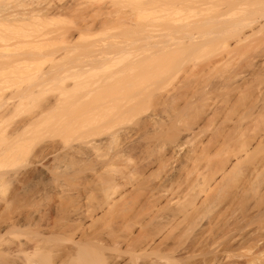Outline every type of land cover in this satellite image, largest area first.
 Masks as SVG:
<instances>
[{"label":"rangeland","instance_id":"374dc122","mask_svg":"<svg viewBox=\"0 0 264 264\" xmlns=\"http://www.w3.org/2000/svg\"><path fill=\"white\" fill-rule=\"evenodd\" d=\"M4 1L0 0V4ZM78 1L87 4V6L84 5L85 7L90 5L96 6L94 9L98 8L97 6L101 8L100 13H96L92 9L96 13L93 17L95 21L103 20L106 17L107 8H111L115 3V8L120 16L131 11L134 20L163 24L166 19H169L174 22L175 26L196 19L198 12L196 7L199 5H203L205 8L213 4L211 0H203L199 3L183 0H160L154 3L153 8H149L151 6H146L145 0H35L38 7L44 8L45 6L55 10L57 7H73V4L74 6L79 4ZM81 3L79 5L83 7ZM68 11L66 10L67 14L70 13ZM92 16H90L91 19H93ZM65 18L51 16L49 20H44L45 22L42 21L43 23L39 24L38 29L36 28L37 35L49 34L47 37H39V39H50V43L48 45L45 43L47 45L45 47L43 45L44 55L38 57L29 66L30 68H22L21 72L18 71L20 78L15 77V79L9 78L8 80L0 78L3 82L0 81V87H4L3 92H1L3 88H0V105L8 103L15 108L12 107V113L0 118V174H6L2 176L8 179L7 181L2 176L0 178V181L6 180L3 183L8 182L3 184L4 187L1 185L2 182L0 183L1 192L6 194H3L4 196L1 194V197L5 198L6 196L7 198L19 194L28 198L32 194V197H29L31 202L28 198L27 201L14 203L11 201V197H8V202L12 203L8 204L7 202V205L4 203L8 213L5 212L6 207L0 210V215L5 212L0 223L9 217V221L6 220L8 222L11 217L15 219L18 212L20 214L24 212L23 215L30 213L33 216H29L33 219L42 218L40 217L42 214H47L46 216L42 215L45 220L46 217L47 219L55 217V211H57L61 199L60 194L64 195H61L63 198L72 196L79 200L81 198L82 201L79 202L82 204L84 202L92 215L98 218L101 216V211L94 212L95 207L105 195L103 192L105 187L100 179L111 178L113 185H116L119 176L124 177L121 182L125 184L118 186L116 191L110 190V194L112 191L115 194L110 195L112 201L114 197L116 201H113L115 204H112L116 206L119 200L121 201L117 205L135 204L134 207L140 212L141 217H146L151 210L155 209L151 208L154 201L163 194H159L157 188L158 185L163 184L166 169L160 165L159 160L160 156L166 152L168 145L166 139L151 140L148 131L174 123L181 134L189 135L180 151L173 155L175 165H180L189 159L193 169L178 184L169 183L164 188V194L173 193L176 200L184 201L191 193L193 195L200 192V199H205L206 196L214 197L222 192L219 201L201 206L199 212L191 218L186 220L182 218L180 229H185L187 237L191 238L198 231L200 225L214 221L217 228L214 225L215 230L211 232L213 238L217 237V234L221 235V230L226 226L232 229L236 222L245 223L244 226L248 224L249 227H244L247 230H243L246 231L243 233L244 235L248 231L250 234L254 230L259 231L257 230L259 229V151L256 153L255 160L243 169V171H249L246 174L253 175L250 176L253 183L252 188H248L244 190L245 193H242V189L245 187L244 183L249 180L244 179L241 174L229 188H225V182L228 178L226 174L237 162V157L244 158L246 154L245 150L241 151L242 144L248 154L252 153L259 148L262 132L259 126L253 125L257 113L246 108L248 103H245V100L238 103L235 99L236 91L228 94V91L223 88V84L230 78L239 84L250 83L251 90H249L250 87H247L249 84L244 85V88H248V92H259V109L264 104V80L259 78V83L258 81L255 83L256 80H254L255 77L257 78V73L254 74L256 71L259 74L264 73V19L258 13L242 16L244 21L242 27L239 26V28L241 27L242 33L244 32L248 36L245 42L236 45L235 39H233L229 41L228 48L217 44L207 48L194 58H180L172 69L159 75L160 77L145 80L131 88L128 86V80H130L128 78L132 73L122 71L129 60L133 58L131 54L126 55L127 57L119 56L114 62L104 63V65L103 63L98 64L97 60L95 62L96 58L91 59V62L93 61L91 65L95 62L97 68L100 65L101 68H95V70L93 67L94 70L92 69L93 71L88 73L82 72L86 63H90V59L88 61L87 55L86 57L84 55L85 52L79 48L65 58L63 57L64 59L58 57L55 60L51 53L65 54L68 51L66 49L67 40L60 37L62 35L57 36V33L62 34L67 28L76 27L78 23L77 19H75L77 23L73 22L72 17L71 21L68 16ZM260 25L263 29L259 31ZM89 30L84 34L86 38L83 35V40L77 33L75 34L76 40L79 39V42L82 40L80 45L78 44L79 47L84 43L89 45V42H100V44L106 45V42H112V36L122 32L121 26L114 22ZM126 33H122V40L125 36L124 41L131 47L126 46L130 50L132 48L130 52L134 53V57L150 55L152 50L155 52V47L143 45L145 39L141 33ZM154 35L158 41H175L176 38L161 28L157 29ZM218 36V34H213L211 37ZM142 46L151 49L147 48L146 51V48L144 49ZM90 51L87 53L93 55L90 54ZM55 68L59 71L69 72H66L62 78L45 79L43 77L45 72ZM23 69L27 71L24 72ZM157 87L160 88V96H163L160 97L161 99L154 96L153 90ZM27 88L26 92L36 88V93L34 92L32 97L23 99L21 103L18 102V94ZM247 90H244L246 94H248ZM181 93L189 94V100L195 103H200L201 99L206 97L204 103L207 106L204 112L188 119L186 116V118L183 117L181 109L184 104L180 100H175L176 96ZM101 95L107 96L101 98ZM55 98L61 109L58 107L59 109L56 108L58 110H47L45 107L50 101L55 102ZM233 104L234 109L231 110ZM34 116L38 117V120L24 124L27 118L30 119ZM237 122L244 126L242 128L246 127L241 133L234 131ZM231 129L234 133L241 134L237 141L225 139L222 136L224 132L229 134ZM129 132H133L135 136L131 139L132 142L123 148L122 145L128 141L126 136ZM13 134L15 136L11 137ZM120 148H123L121 156L112 161V155ZM239 151L241 153H238ZM222 159L227 160L226 168L228 170L226 173L223 170L215 171ZM110 161L113 162V165L106 167L105 164ZM98 175L100 177H97ZM53 179L59 181L54 182L56 180ZM57 185L58 187L62 185L63 191L60 188L61 192H59ZM79 195L82 197L78 198ZM33 196L36 198L34 199ZM58 198L60 199L58 200ZM241 198H243L242 201ZM76 203H74L75 206ZM4 204L1 202L0 205L4 206ZM4 215L7 218H3ZM87 221L88 225L92 218ZM3 225L5 227L7 224ZM27 227L24 225L22 230ZM115 227L116 224L109 229ZM235 228L234 230H236ZM232 233L234 234L235 231ZM13 237L15 236L11 235V238ZM240 239L241 237H236V240ZM224 240L223 238L219 239L221 247ZM238 242L232 243L234 248L238 247ZM240 251L243 254H248L249 257L257 256L255 261L251 259L252 257L250 259L254 261V264H259V247L250 249L245 246ZM246 258H244V262L242 261L244 264H246ZM251 262L249 261L247 264H251Z\"/></svg>","mask_w":264,"mask_h":264},{"label":"bare ground","instance_id":"6f19581e","mask_svg":"<svg viewBox=\"0 0 264 264\" xmlns=\"http://www.w3.org/2000/svg\"><path fill=\"white\" fill-rule=\"evenodd\" d=\"M158 1L160 0H145V4L146 6H151L149 8H153L152 6L154 3ZM183 1H194L199 3L203 0ZM211 1H213V4L210 7L204 8L203 5L196 7V9H198L196 19L194 18L191 21L175 26L174 22L169 19H166V22L163 24H157L153 21L142 22L138 21V19L134 20L131 11L120 16L115 8V3L112 5L113 8L111 7L112 10H110L111 8H107L106 17L103 18V20L95 21L93 18L94 14L96 15L97 12L100 13L101 8L97 6L99 9H94L96 6L92 7L90 5V7H85L84 5L87 6V4H82L79 1L78 3H81L83 7H80L81 5L79 4L75 6L73 4V7L64 8L63 6L59 8L57 7L55 10L54 8H47L45 6L44 8H40L35 0H5L0 4V78L4 80H8L9 78L15 79V77L17 78L18 73L21 72L22 68H30L29 66L32 65L38 57L44 55L43 45L44 47L46 44L48 45L50 39H39V37H47L49 34H41L39 36L37 35V29L42 21L45 22L47 19L49 20L51 16H62L64 18L65 16H68L69 19L72 17V20L74 19L73 22L75 19L78 20V23L76 22L77 20L75 21L77 26L72 27L73 29L67 28L69 30L66 29V32L64 31L62 34L57 33V36L62 35L60 37L67 40L68 46L66 49L68 51L65 54H57L56 52L51 53L55 60L58 57L64 59L65 56L79 48L85 52L84 55L85 57L87 55L88 61L90 59V63H86V68L83 67L84 70L82 69L83 72L81 71L82 73H88L97 68V65H95L96 60L98 61V64H110V62L112 63L117 60L119 56H129L131 54V57L133 58L129 60L122 70L124 73H132L130 78H128L130 79L128 80V86L131 88L138 86L140 82L143 83L145 80L160 77L159 75L172 69L180 58H194L203 53L207 48L214 47L217 44L226 48L229 46V41L233 39H235L236 45H240L243 41L245 42L248 36H246L244 32L242 33L243 30L241 31L242 22L244 21L242 16H250L258 13L259 16L264 19V16H262L264 15V0ZM92 9H94L96 13ZM66 10H69L68 12L70 13L67 14ZM239 15H241V17H239ZM90 16H92L93 19H91ZM69 21H71V19ZM113 22L121 26L122 32L112 36L113 40L112 42H109L110 44L108 42L105 43L106 45L100 44V42H89V45L84 43L79 47V43L83 40L82 37L87 30L90 31L89 29H96L97 26L100 28L110 23L112 24ZM239 26L241 27L239 28ZM160 28L166 30L168 34L176 36L175 41L156 40L154 33ZM261 29L263 28H261L260 25L259 31ZM123 32L124 34L125 32L141 33V36L143 35V38L145 39V41L142 39V41H144V44H142L144 46L155 47V52L150 50L151 53L153 52L152 54L150 53V55L146 56L144 54L145 56L143 55L139 57L138 55V57H134V53L130 52L132 48L130 50V48L127 47L130 46V44L128 45L127 42L124 41V34V40H122ZM76 33L79 38H82L80 42L78 41L79 39L76 40ZM213 34H218L219 36L216 38L211 37ZM56 39L58 38L56 37ZM121 43H123L122 46ZM82 46L83 48H81ZM144 46L142 47L144 48ZM147 48L145 49L146 51L148 50ZM89 51L90 54L93 55H89L87 53ZM91 56L93 57L91 58ZM94 58H96L94 60L95 62L91 65L93 62H91V59ZM62 59L59 58V60ZM99 68H101V65L98 66L97 69ZM51 70H56V68ZM51 70L43 74L45 79L62 78L66 72H69L63 70ZM22 71L26 72L27 70L25 71L23 69ZM24 72H22V75H24ZM254 74L257 76V78H254V80H256L255 83L257 81L259 83V78L260 80H264V76L262 77L264 73L259 74L256 71ZM2 79H0L1 82ZM248 84L249 86H247ZM248 84H239L236 83L234 79L230 78L225 84H223V88L228 91V94L236 91V101L240 103L245 100V103H248L246 108L257 113L253 125L259 126L261 129V139L259 141V148L255 149L250 154H248L246 151L247 149L242 144V147H240L242 148L241 151L245 150L246 154L244 155V158L241 156H239V158L237 157V162L226 174V176L228 175V178L225 182V188H229L240 174L244 176V179L249 180L244 183L245 187L242 189V193H245L244 190L253 187V183L251 182L252 178H250V176L253 175L246 174L247 171H243V169L247 168L255 160L256 153L259 151V229H257L259 231L256 232V230H251L253 232L252 234L248 231L245 234L247 236H245L243 233L247 230L244 227H249L248 224L246 223L247 225L244 226L243 224L245 223L236 222V224H238H235L232 229L226 226L221 230V235L217 234V237L213 238L211 232L215 230L216 227L214 221H209L206 224L200 225L198 231L191 238L187 237L185 229H180L179 226L182 218L185 220L191 218L199 212L201 206L219 201L222 192L216 194L214 197L206 196L205 199H200V192H196L197 194H195L194 191V194L192 195L191 193L184 201L176 200L173 193L164 194V188L169 183L178 184L184 177L188 176L193 169L192 162L189 161V159L188 161H183L180 165H175L173 155L180 151L181 146L188 139L189 135L181 134L179 128L176 127L177 125L172 123L160 129H150L148 131L151 140L156 141L159 139H166L168 145L166 147V152L160 156L159 160L160 165L164 166L166 169L163 184L158 185L157 188L158 193L163 194L154 201L151 208L155 209L151 210L146 217H141L140 212L134 207L135 204L124 203L123 205H117L118 202L121 201L119 200L117 201L116 206L114 205L116 202L114 200L115 197L113 198V201L115 202H113L111 194H114L113 191H116L115 189L118 186L125 184L124 182H121V180L124 179L123 176H119L117 181L118 184L116 185H113L111 178L100 179L103 182V187H105V189L102 187L105 195L99 200L95 207L94 212L98 210L101 211V216L98 218L92 215V212L89 211L84 202L83 204L80 203L82 201L80 198L81 195L78 197L80 198L79 200L75 199V197L72 198L73 196L70 198H63L62 196L64 195L60 194L59 196L61 199L58 198L60 201L58 203V208L56 207L57 211H55V217H50L49 219L46 217L45 220L43 216H46L47 214H42L43 216L41 215L40 217L43 219L36 218V221V219L30 217L33 216L30 215V213L29 216L28 214L23 215L24 212H21V214L18 212L15 219L13 218L14 221L11 217L10 222L12 223L8 222L10 217L5 219L4 222L2 221L3 223H0V264H241L244 262V258L248 256V254H243L240 251L245 246L250 247V249L259 247V264H264V104L259 109V92H248V88H244V85H246L247 87H250L249 90H251L252 86L250 83ZM0 88H3L2 90L0 89L1 92H3L4 87ZM25 90H28V88L23 89L17 96L19 100L18 102L20 103L23 99L32 97L31 95L34 92L36 93V88L32 90L30 89L27 92ZM244 90H247L248 94H246V91L244 92ZM159 91V87L153 90L156 98L163 97L162 95L160 96ZM188 95L189 94L187 93H181L176 96L177 99L175 98V100L183 102L184 106L181 110H183L184 115L182 114V116H186L187 119L204 112V109L207 106L204 103L206 97H203L200 103H195L189 100ZM105 96L107 95H101L100 97L105 98ZM236 101L235 104L237 103ZM50 102L47 104V107H45L47 110L56 109L58 107L61 109V107L58 106L59 103L57 102V99L55 102ZM12 107L13 106L8 103L0 105V118L3 116L5 117L6 114L8 115L9 113H12L11 110L13 111V109H15L14 107L12 109ZM232 109H234V104L231 110ZM36 120H38V117H30V119L27 118L25 120L26 122L24 124L26 125L32 121L35 122ZM238 122L234 126V131H239L241 133L246 127L242 128L244 126L238 124ZM230 133L225 134L224 132L222 136L225 139L233 141H237L241 136L239 133H234L232 129ZM14 136L15 134L11 135V137ZM134 136L135 134L133 132L127 133L126 140L128 141L125 142V145H122L123 148L132 142L131 139H133ZM123 148H120L112 155V161L121 156L120 154L123 152ZM238 153L241 152L239 151ZM109 165H113V162L110 161L105 164L106 167H109ZM226 166L227 160L222 159L215 171L219 172L223 170L224 173H226L228 170ZM247 173H249V171ZM2 175L6 174H0V178ZM97 177H100V175ZM6 180L8 181V179ZM6 180L2 179L0 181V183L2 182L1 185L3 187L8 183H3L6 182ZM53 180H56L54 182L59 181L58 179ZM59 186L60 187L57 185V188H59V192H61L62 185ZM110 190H113L111 194ZM1 194L2 196L6 195L4 192L0 193V204L3 202V204L5 203L6 205L10 197L12 199L11 201L14 203H20V201L22 202L23 200L27 201L29 197H32V194L31 196H28V198L26 196L22 197L18 194V196H8L9 198H6L5 196L6 200L4 197H1ZM242 200L243 198H241V201ZM12 202L9 201L8 204ZM72 202L73 204H71ZM74 203H76V206ZM5 204L4 206L0 205V210L3 207L4 209L5 207L7 209ZM14 211V213H16V210ZM5 212L8 213V209L5 210ZM5 212H2V215ZM2 215H0V220H2ZM5 217L6 216L4 215L3 218ZM90 218H92V221L87 225V220ZM111 222L113 223L110 224ZM8 223L10 224L8 225ZM3 224L7 225L4 227ZM114 224H116V227L114 229H109ZM239 224L241 225L239 226ZM24 225L28 227L25 228V230H22ZM20 228L21 230H19ZM234 228L236 230H234ZM244 229L246 231H243ZM234 231L235 233L231 234V232ZM8 234L9 236H7ZM11 235H14L15 237L11 238ZM238 236L241 237L240 240H236V237ZM222 238L225 240L221 247L219 239ZM235 241H239L237 243V248H234V245L232 244ZM250 257H252L251 259L254 261L257 259V256L255 255L254 257L253 255ZM250 257L248 256L249 259ZM248 258L246 259L248 260ZM246 259V264L247 262L252 261L251 259L249 261ZM254 261H252L251 264H254Z\"/></svg>","mask_w":264,"mask_h":264}]
</instances>
